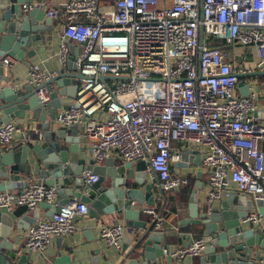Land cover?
Returning <instances> with one entry per match:
<instances>
[{
    "label": "built area",
    "instance_id": "2783aa9c",
    "mask_svg": "<svg viewBox=\"0 0 264 264\" xmlns=\"http://www.w3.org/2000/svg\"><path fill=\"white\" fill-rule=\"evenodd\" d=\"M99 2L22 6L25 12L36 9L63 21L58 54L62 64L68 58L66 42L82 48L75 57L84 78L81 92L54 122L80 128L79 137L91 151L94 165L111 158L122 164L146 162L149 176L157 177L163 193L189 182L171 170L173 163L183 161L182 152L172 153L171 143L177 141L205 155L201 169L207 177L208 203L229 192L264 201V122L253 117L257 110L253 85L247 97L239 89L238 75L251 70L245 64L230 65L224 52L230 45L253 48L257 68L264 69V0H117L107 10H100ZM1 63L12 64L7 58ZM54 76L32 66L26 81L38 87ZM99 77L122 79L100 88ZM96 87L99 90L83 100L81 94ZM36 96L42 105L48 102L45 90L39 89ZM19 131L14 123L1 124L0 148ZM81 178L84 184L98 180L91 170ZM17 186L16 192L0 191V211L9 213L22 205L33 210L42 202L56 205L55 186L37 179L19 181ZM142 212L151 217L152 230L163 228L155 207H143ZM86 214V204L72 200L51 216L39 218L25 233V251L42 253L52 237L76 232ZM263 219L255 210L244 221L257 226ZM124 231V226L105 224L99 236L107 247L119 249ZM206 243L203 235L178 246L171 264L200 255ZM260 263L264 264V254Z\"/></svg>",
    "mask_w": 264,
    "mask_h": 264
},
{
    "label": "water",
    "instance_id": "95a60500",
    "mask_svg": "<svg viewBox=\"0 0 264 264\" xmlns=\"http://www.w3.org/2000/svg\"><path fill=\"white\" fill-rule=\"evenodd\" d=\"M1 1V53L13 57L16 61H21L25 56L33 55L32 43L40 39V31L32 21L34 14L39 11L35 9L34 13L22 17L19 6L23 3L31 4L33 0ZM45 1L38 0V2ZM200 18H203L202 10ZM202 34L201 29L200 42ZM27 49L29 51L24 53ZM65 70V73L57 74L38 87L27 84L16 90L11 85L13 75L4 73V68L0 64V85H3L0 87V125L14 121L16 127L20 128L25 123L32 124L34 120L45 123V126L40 128L43 135L29 132L23 146L15 151L10 150L0 154V191L9 190L20 180H28L35 175L42 178L46 185L55 186L58 195L56 205L40 203L31 210L30 215L19 220L16 227L20 229L24 225L23 221L29 224L35 223L40 218L41 210H45V216H51L59 210L61 205L78 199L86 204L87 213L91 217L99 218L115 214L117 219H114L112 224L118 225L122 218L126 221L127 233L132 234L135 230L134 243L121 259L120 264H171L173 245L162 243L168 240L166 236L168 230L154 231L151 228L152 223L139 220L140 215L143 214L142 205L153 206L157 198L162 202V207L166 204L164 194L158 186L157 177H153L152 182L149 180L146 162L138 160L136 164L129 162L117 165L112 159H106L102 164L94 165L92 154H90L85 159L70 163L68 152L77 154L81 149L79 127H70L76 134L73 140L64 138L62 132L56 137L47 133L46 116L54 121L58 110L69 108V105L62 104L61 98L67 97L73 100L81 92L78 87L84 78L77 71L75 57L67 58ZM238 78L241 80L239 83L241 95L247 97L250 93V86L243 80L264 78V71L240 74ZM121 79L98 78L101 82ZM53 86H56V89ZM39 89L48 93V102L44 105L36 96ZM26 113H31V116L26 118ZM35 136L40 137V140L35 139ZM62 138L70 144L67 151L60 150V145L56 141ZM39 142L42 143L39 144ZM193 155L196 156V166L201 167V161L205 155L193 149L185 151L182 159L186 161L189 156ZM85 170H91L92 174L98 176V180L91 184H84L81 174ZM201 176L202 171L199 170L197 177L200 179ZM200 187L201 181L198 180L195 188ZM248 197L245 193L231 192L226 199H221L217 210L213 211L208 208V204H205L199 212L196 192L192 193L186 223L196 226L197 231L207 238L202 254L197 257L198 264H261L260 261L264 254V225L253 226L251 222H245L244 219L248 212L255 208H258L259 212L264 215V201L248 200ZM17 209V212L11 214L0 212V223H2L0 247L6 248L4 255H0V264H33L29 252L13 249L10 241H4L9 237L13 227L12 216L20 217V211L26 213L29 210L25 205L18 206ZM191 241L190 235L189 241L183 244ZM66 261L65 257H56L43 261L41 264H64ZM67 264H72V261L68 260Z\"/></svg>",
    "mask_w": 264,
    "mask_h": 264
},
{
    "label": "crops",
    "instance_id": "0c3cea01",
    "mask_svg": "<svg viewBox=\"0 0 264 264\" xmlns=\"http://www.w3.org/2000/svg\"><path fill=\"white\" fill-rule=\"evenodd\" d=\"M70 0H46L45 2L49 6H60L63 5ZM117 0H100L99 9L107 10L112 9L115 6V2ZM0 2H2L0 0ZM35 3H39L38 0H33L31 4L23 3L20 5L21 14L23 16H28L29 13H32L34 10L23 11V5H33ZM1 6V3H0ZM39 11V10H38ZM34 13V12H33ZM81 21H85L83 17H80ZM32 21L37 25V30L40 31V39L37 42L32 43V47H34V51H31L33 55L30 57L25 56L21 61H16L13 57L9 55H2L0 49V64L4 58L9 59L12 64L11 67H2L4 68V73H11L13 75L12 79V88L20 89V87L27 85L28 73L30 72V68L32 66H37L39 70L45 75H57L61 72L65 73V64H62L59 59V46L60 41L62 39L63 32V21L61 19H50L47 17L46 13L43 11L36 12L34 14ZM68 47V57H76L78 53L81 52V46L72 42H66ZM29 50H25L24 53H27ZM224 52L226 54V60L230 65L233 66H241L243 64L248 66V70L252 72L264 71V69L259 70L257 65L259 63V58L256 54V51L253 48H245L238 45H230L224 48ZM105 59V58H104ZM107 59V58H106ZM249 74V73H247ZM241 82V81H240ZM245 84L252 86L253 85V93L257 94V110L253 114L256 122L263 123L264 122V78H246L243 80ZM113 81H104L99 84V87L103 84L107 86H111ZM3 86L2 84L0 87ZM81 86V85H80ZM56 89V86H53ZM99 87L94 88L93 90L84 91L81 96L84 99L90 98L94 92L98 91ZM80 90V87H78ZM48 94V93H47ZM79 94L73 100H70L67 97L61 98V102L63 105H71L76 99H78ZM62 109L58 110L61 111ZM56 113V114H57ZM31 113H26V118H29ZM46 123H48L47 133L52 134L53 136H57L58 133L62 132V136L68 140H73L76 138L75 132L70 128L60 127L53 120L49 119L48 116L45 118ZM26 122V121H25ZM14 123V121H11ZM15 124V123H14ZM45 123H39L37 120H34L32 124L27 125L25 123L22 127L19 128V132L15 134L12 142L5 148H0V154L6 153L10 150L15 151L19 147L23 146L26 142V136L30 132L31 133H41L40 128L44 127ZM80 133V128H79ZM40 136V135H39ZM35 139L40 140V137L35 136ZM80 139V148L77 154H71L68 152V159L70 163H76L78 160L85 159V157L90 156L91 151L89 148L84 145L83 140ZM60 145V150L67 151L70 148V144L64 141V139H56ZM42 142H39L41 144ZM262 147V144H261ZM172 153L182 152L188 150V148L184 144H180L177 141H172L171 143ZM194 151L202 154L200 149H194ZM29 154H31L29 152ZM196 156H189L188 160L182 162H176L171 165L172 173L185 176L189 179L187 185L175 189L169 192H164V198L166 200L165 206L162 207V202L157 200L156 203L152 206L155 207L158 215L163 219L164 226L162 229L168 230L166 233L167 241L162 242L165 244H172L173 249L175 250L178 246L186 243L190 239V235L192 239H195L199 236H203L199 231H197V227L186 223L188 221V205L191 202L192 193L196 192L197 195V207L198 211H202L204 205L208 204V208L215 211L219 208V204L221 200H217L213 203H208L207 194V177L206 174L202 171L201 167H197L195 164ZM109 158V157H108ZM112 159V158H111ZM117 165L122 164V162L118 159H112ZM103 163V162H102ZM101 163V164H102ZM137 161L132 162V164H136ZM201 170L202 176L199 179L197 177V172ZM151 182L153 181V177L149 176ZM31 179H37L44 182V180L38 176L33 175ZM26 180V179H25ZM20 180V181H25ZM201 181V187L195 188L196 181ZM45 183V182H44ZM19 187L17 184L13 186L9 191H18ZM225 193L223 199L230 194ZM158 199V198H157ZM251 199L248 197V200ZM78 201V199H75ZM135 203V202H133ZM245 204V203H244ZM240 205V204H239ZM243 205V204H242ZM143 207H149L148 205H142ZM18 206H16L9 214L12 212H17ZM258 208L251 210L255 211ZM250 211V212H251ZM259 211V210H258ZM3 212V211H0ZM249 213V212H248ZM31 214V210L29 209L26 213L20 211V217L12 216L13 219V227L10 231L9 237L4 241H10L12 243L13 249H20V251H25L24 247V238L25 233L28 227L31 225L26 221H23L24 225L20 229L16 227V224L19 220H22L23 217ZM263 215V214H262ZM45 210L40 211V219L45 218ZM264 217V215H263ZM117 219V215L110 214L104 215L99 218H93L88 213L86 216L78 222V229L73 234L66 237H52L50 243L48 244L45 251L41 252H32L30 253L31 258L33 260V264H41L43 261L52 260L56 257L66 258L67 261H72V264H120L121 259L124 258L125 254L130 250L133 245L134 232L129 234L126 232V221L120 218V223L118 225L124 226L125 231L122 237L119 249H115L112 247H107L103 240L99 236V228L105 224H112V221ZM139 220L147 221L151 223V217L147 214H142L139 217ZM264 225V219L262 222ZM21 226V225H20ZM2 223H0V233L2 232ZM161 229V230H162ZM184 235V236H183ZM184 237V238H182ZM124 239V241H123ZM207 239V238H206ZM126 240V241H125ZM132 240V241H130ZM6 252V248L4 246L0 247V255H4ZM202 252L200 253V255ZM197 257H185L181 264H198ZM67 261L64 264H67Z\"/></svg>",
    "mask_w": 264,
    "mask_h": 264
}]
</instances>
